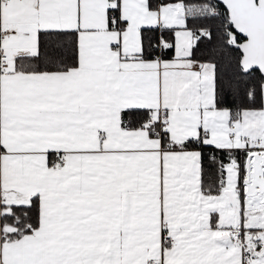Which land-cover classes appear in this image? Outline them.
Instances as JSON below:
<instances>
[{
	"label": "snow or ice",
	"instance_id": "obj_1",
	"mask_svg": "<svg viewBox=\"0 0 264 264\" xmlns=\"http://www.w3.org/2000/svg\"><path fill=\"white\" fill-rule=\"evenodd\" d=\"M0 264H264V0H0Z\"/></svg>",
	"mask_w": 264,
	"mask_h": 264
}]
</instances>
